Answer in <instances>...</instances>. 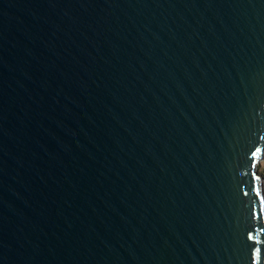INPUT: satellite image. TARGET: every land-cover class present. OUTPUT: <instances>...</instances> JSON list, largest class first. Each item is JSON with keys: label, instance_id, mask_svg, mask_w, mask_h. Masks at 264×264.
<instances>
[{"label": "water", "instance_id": "1", "mask_svg": "<svg viewBox=\"0 0 264 264\" xmlns=\"http://www.w3.org/2000/svg\"><path fill=\"white\" fill-rule=\"evenodd\" d=\"M264 0H0V264H264Z\"/></svg>", "mask_w": 264, "mask_h": 264}, {"label": "rangeland", "instance_id": "2", "mask_svg": "<svg viewBox=\"0 0 264 264\" xmlns=\"http://www.w3.org/2000/svg\"><path fill=\"white\" fill-rule=\"evenodd\" d=\"M256 170L262 175L264 178V157L257 164Z\"/></svg>", "mask_w": 264, "mask_h": 264}]
</instances>
